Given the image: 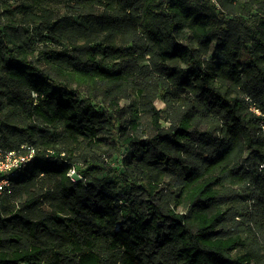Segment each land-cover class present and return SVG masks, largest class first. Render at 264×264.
<instances>
[{
	"label": "trees",
	"instance_id": "trees-1",
	"mask_svg": "<svg viewBox=\"0 0 264 264\" xmlns=\"http://www.w3.org/2000/svg\"><path fill=\"white\" fill-rule=\"evenodd\" d=\"M15 1L0 264H264V0Z\"/></svg>",
	"mask_w": 264,
	"mask_h": 264
},
{
	"label": "built area",
	"instance_id": "built-area-1",
	"mask_svg": "<svg viewBox=\"0 0 264 264\" xmlns=\"http://www.w3.org/2000/svg\"><path fill=\"white\" fill-rule=\"evenodd\" d=\"M248 102L252 103V100L247 98ZM251 110L259 116H263L261 111L255 106L251 105ZM264 117V116H263ZM262 128L264 131V119L262 122ZM38 150L29 144H23L18 150H8L3 146L2 133L0 132V194L8 193L12 194L13 185L11 182L12 177L18 176L25 167L34 159ZM49 154L52 152H48ZM65 156V154H61ZM76 178H72L71 173ZM69 176L73 181L81 180L82 176L71 170Z\"/></svg>",
	"mask_w": 264,
	"mask_h": 264
},
{
	"label": "rangeland",
	"instance_id": "rangeland-1",
	"mask_svg": "<svg viewBox=\"0 0 264 264\" xmlns=\"http://www.w3.org/2000/svg\"><path fill=\"white\" fill-rule=\"evenodd\" d=\"M22 2H23L22 0H16L14 3L15 4H20ZM42 4L47 6V7H51L53 9H55V10H58L60 13L64 12V4L56 3V2H47V1L43 2ZM35 41L39 45H43V44H40V37L35 36ZM125 103L128 104V102H125ZM156 105H158V108L163 107L162 103H157ZM71 176H72V178H76L75 176H73V172L71 173ZM256 232L258 234H260V237H261L260 240L263 242V240H264V229H262V230L257 229Z\"/></svg>",
	"mask_w": 264,
	"mask_h": 264
}]
</instances>
